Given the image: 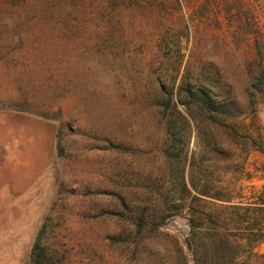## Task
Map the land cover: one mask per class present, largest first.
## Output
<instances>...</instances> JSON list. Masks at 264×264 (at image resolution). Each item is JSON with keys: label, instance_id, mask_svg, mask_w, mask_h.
I'll return each mask as SVG.
<instances>
[{"label": "rangeland", "instance_id": "obj_1", "mask_svg": "<svg viewBox=\"0 0 264 264\" xmlns=\"http://www.w3.org/2000/svg\"><path fill=\"white\" fill-rule=\"evenodd\" d=\"M165 6L159 18L132 12L122 48L96 35L72 46L36 32L19 45L13 21L1 18L0 99L27 95L41 115L0 111V264H32L44 224L63 264H214L201 253L216 227L222 172L229 204L264 193V153L251 149L264 148V95L253 113L242 76L247 61L264 60V0ZM190 59L225 85L231 115L244 112L235 122L203 135L177 102ZM255 253L237 263L264 264V245Z\"/></svg>", "mask_w": 264, "mask_h": 264}, {"label": "trees", "instance_id": "obj_2", "mask_svg": "<svg viewBox=\"0 0 264 264\" xmlns=\"http://www.w3.org/2000/svg\"><path fill=\"white\" fill-rule=\"evenodd\" d=\"M168 1L170 0H0V21L3 17H10L13 29L17 30L19 45L26 41L23 38L24 34L36 32L37 38L40 35L50 37L55 42L65 41L72 46L78 45L79 40L86 36L88 38L84 41L88 43L89 37L96 35L98 41L100 40L96 41L97 44L106 46L107 42H114L117 48H122L127 45L125 40H129L126 20L130 18V14L149 9L152 15L159 18L161 11H166L165 2ZM116 7L118 12L115 10ZM1 29L5 32L7 26L4 25ZM157 31L158 37L162 39V35L171 30L166 28ZM35 40L33 38L27 41L29 43L31 41L32 45ZM199 66L191 59L187 61L176 88V99L204 135L208 128L216 126L219 121L233 123L235 122L233 120L244 112L238 111L236 115H231L229 108L235 101H232L225 85V88L218 86L215 78L201 72ZM179 69L176 70V75H179ZM242 76L246 82L245 92L249 107L256 113L257 96L264 95L262 57L247 61ZM172 94L173 91L169 92V99H172ZM33 105L27 95L18 101L9 100L7 103L0 99V111L17 110L41 115L38 108H34ZM244 138L251 141V135ZM251 149L264 153V148L256 142H252ZM221 155L225 154L222 152ZM222 174L224 178L225 172ZM222 178L217 184V192L212 195L220 202L216 227L213 234H207L210 241L209 249H205L201 254L205 258L210 253V259L214 264H238L237 262L244 256L249 260L256 255V248L264 245V193L245 205L229 204L233 197L228 195V188ZM192 184L197 190V185L193 182ZM189 221L192 229L196 228L195 219L190 217ZM233 224L240 228L233 231L231 229ZM48 237V226L44 224L32 248V264H63L48 245ZM191 237H195L193 231ZM230 251L236 253L229 256ZM259 257L264 260V254H260ZM195 259L196 264H203L201 258Z\"/></svg>", "mask_w": 264, "mask_h": 264}]
</instances>
